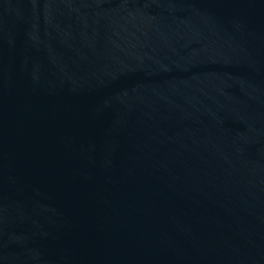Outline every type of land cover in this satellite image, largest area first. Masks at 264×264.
I'll return each instance as SVG.
<instances>
[{"label":"water","instance_id":"95a60500","mask_svg":"<svg viewBox=\"0 0 264 264\" xmlns=\"http://www.w3.org/2000/svg\"><path fill=\"white\" fill-rule=\"evenodd\" d=\"M0 264H264V0H0Z\"/></svg>","mask_w":264,"mask_h":264}]
</instances>
